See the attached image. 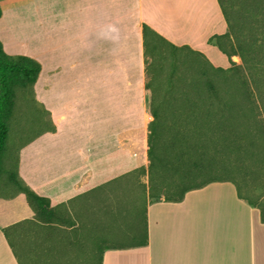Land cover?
<instances>
[{
    "label": "crops",
    "instance_id": "crops-1",
    "mask_svg": "<svg viewBox=\"0 0 264 264\" xmlns=\"http://www.w3.org/2000/svg\"><path fill=\"white\" fill-rule=\"evenodd\" d=\"M31 1L0 2V42L7 55L40 64L34 99L54 131L47 124L20 149L19 178L50 207L69 209L91 208L105 194L104 202L111 201L103 208L109 210L113 186H120L122 195L125 185L145 186L147 244L104 247L100 264H264V175L255 185L248 161L240 169L228 168V176L187 190L178 201L150 199L147 171L139 180L132 174L147 169L152 121L141 25L226 69L227 57L208 42L227 32L217 1L39 0V12ZM110 218L100 234L116 223L124 232L121 220ZM68 219L38 225L24 194L0 197V264L66 253L75 245L59 232L66 224L67 232L81 228L83 237L96 235V221L82 228L79 220ZM23 221L32 224L20 233L14 253L2 230Z\"/></svg>",
    "mask_w": 264,
    "mask_h": 264
},
{
    "label": "trees",
    "instance_id": "trees-1",
    "mask_svg": "<svg viewBox=\"0 0 264 264\" xmlns=\"http://www.w3.org/2000/svg\"><path fill=\"white\" fill-rule=\"evenodd\" d=\"M216 1L226 22L227 32L223 35L211 36L208 42L216 46L227 57L230 66L226 69L220 67L215 69L222 72L229 83L233 81L234 76L238 79L240 76L241 88L238 92H225L218 90L211 83H207L208 93L206 96L200 98L199 96L192 97L189 95V98L188 95L181 94V103L188 102L190 103L189 107L192 106V108L190 110L174 111L178 116L175 119L178 120L184 115L183 118L189 121L194 115L198 117L200 114L202 120L206 123V131L211 132L209 135L211 139H207L208 143L218 141L222 144L224 151L236 155L220 156V166L218 164L219 157L216 159V164L212 163L210 159H206L203 161L204 166L209 167L212 165V167L215 166L228 172V168L240 169L246 163L245 161H248L251 166L250 174L252 178L250 179L256 182L264 175V146L260 144V141L264 142V119L259 118L261 111H256L253 106V104L257 105L259 101L261 109H264V0ZM141 30L145 73L148 75L153 72L150 67H153L152 70H154V62L161 56L163 48H169L172 51L180 49L168 44L165 39L152 31L146 24L141 25ZM236 56L240 58L241 65L233 62L232 58ZM148 58H151L150 63L147 61ZM39 72L40 64L37 61L24 55H7L3 51L0 42V179L5 177V181H2L1 184L11 190L7 196L0 197L10 198L16 193H22L32 209L34 219L38 222V225H40L39 223L60 225L68 222L69 208L67 205L50 207L47 198L33 192L18 176V156L13 162V166L3 168V165H5L3 161L7 157L4 154L7 151L5 149V139L9 131V119L14 111L17 91L22 90L26 94L32 95L34 99L33 86ZM240 72L244 74L243 77ZM147 84L150 88V82ZM250 85L252 88H250ZM255 98L258 99L257 102ZM33 103L38 106L35 99ZM188 103H186L187 106ZM200 104L205 105V107L197 110V105ZM251 105L253 108L249 107ZM41 110L47 114L45 110ZM150 115L152 121L148 125V166L146 170L140 168L132 173L139 180L147 171L148 196L150 199H160L163 196L166 200L174 199L178 201L182 199L187 190L198 188L217 178L213 177L193 184L196 172L203 165L200 164V167L196 168L194 162H192V156L187 153L188 150L174 156L166 155L163 148L159 150L158 140L156 143L153 142L155 126L159 122V114L152 105H150ZM48 123L50 124V121ZM49 131H54L51 124ZM182 138L185 142L188 140L186 134ZM155 146L157 153L154 152ZM169 148L167 146L164 150ZM141 186V189L146 192L145 186ZM126 206L129 208L131 206L130 202L124 205V208ZM124 208H121V210ZM262 216H264V212H262ZM119 220L124 226L123 233L126 235V243L122 245L111 244L105 247H138L147 244L145 214L141 218L138 216H125L124 214V217ZM27 224L32 223L23 221L2 230L14 253L19 244L17 240L20 233L29 230L25 229ZM49 232L56 234V229ZM103 249H101V253Z\"/></svg>",
    "mask_w": 264,
    "mask_h": 264
},
{
    "label": "rangeland",
    "instance_id": "rangeland-1",
    "mask_svg": "<svg viewBox=\"0 0 264 264\" xmlns=\"http://www.w3.org/2000/svg\"><path fill=\"white\" fill-rule=\"evenodd\" d=\"M4 3H9L11 0H0ZM27 2L29 3L30 0ZM33 9L36 12H39L40 5L39 0H32ZM39 21V20H38ZM233 62L237 65H241V60L239 57H233ZM151 62V58L147 60ZM153 67H150L152 73L147 75L148 82H150V91H151V105L158 111L159 122L155 126V134L153 136V142H159V150L163 148V151L166 152V155L174 156L177 153H180L184 150H188L189 156H192V162H194L195 167L199 168L200 164L203 166L200 167L199 171L196 172V176L193 178V184L199 183L206 179L220 176H228V173L217 168L204 166V160H211L212 163L216 164L217 157L220 156H236L231 154L229 151H224L222 144L218 141L208 143L207 139H211L209 135L211 132L206 131V123L202 120V117H196L195 115L189 120L186 121L182 115L181 118H177V113L174 111H181L192 108L189 107L190 103L182 102L181 103V94L199 96L200 98L206 96L208 93L207 83H211L220 91H234L238 92L241 88L240 79L233 77V81L229 83L226 80L225 75L213 68L212 65L207 61L203 56L191 53L186 49H180L177 51H172L169 48H163L161 56L156 59ZM243 77L244 74L240 72ZM250 83V79H249ZM250 88L252 86L250 85ZM256 102H257V98ZM33 96L26 94L22 90L17 91V98L15 99V107L12 113L11 118L9 119V131L6 136V145L4 152L7 156L3 163V168H9L13 166L16 157L19 154L20 149L26 141L31 139L34 135L38 134L42 129H44L47 124H49V119L46 113L42 112L39 106L33 103ZM186 103L189 105L187 106ZM260 102L254 106L256 111H261L259 118L264 119V109L260 107ZM248 105V104H246ZM197 110L203 109L205 105H197ZM253 106H249L252 107ZM258 106V107H256ZM186 137L188 140L183 141L182 136ZM158 136V137H157ZM260 144L264 142L260 141ZM173 145V147H172ZM170 147L168 150H164L166 147ZM156 151V146L154 152ZM157 153V151H156ZM165 155V154H163ZM219 155V156H218ZM196 170V169H195ZM5 177L0 179V196H7L11 192L9 187L3 186L2 181H5ZM260 181V180H258ZM255 185L257 182L253 181ZM121 184V183H120ZM264 185V183H261ZM124 195L117 189L121 188L120 186H113L109 193H107V199L112 197V208L109 210L104 209L105 194L101 195L100 201L92 204L91 208L78 207L74 208L70 206L69 217L79 220L80 227H86L84 222L90 223L96 221V228L94 234L88 235L89 238L83 237L81 228L67 232L68 224L65 225V230H59L60 233L67 236L68 239L72 240L75 245L71 247L66 253L56 252V254H51L45 258L33 257L31 261L26 259L24 256L20 258L22 264H100L101 249L106 245L116 244L122 245L126 243V235L120 229L122 224H109L110 231H106L103 234H100L106 228L105 222H109L110 217L114 220H119L121 217L125 216H138L141 218L144 214V206L146 195L143 189H131L125 185ZM238 187L243 191V186L241 182H238ZM100 195V193L96 194ZM103 197V198H102ZM254 198V197H253ZM251 198V199H253ZM106 199V200H107ZM124 199V200H123ZM123 200V201H122ZM125 202V204H124ZM130 202L131 206L124 208V205H127ZM121 207L124 208L121 210ZM69 220V219H67ZM71 221V219H70ZM102 222V224H100ZM119 222V221H117ZM114 223V221L112 222ZM72 224V223H71ZM70 224V225H71ZM83 235V236H82ZM86 240L84 245H80V237ZM81 237V239H82ZM61 254V255H60ZM53 256L58 257L54 262L50 258Z\"/></svg>",
    "mask_w": 264,
    "mask_h": 264
}]
</instances>
